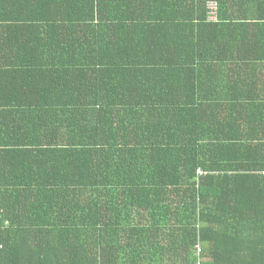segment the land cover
Instances as JSON below:
<instances>
[{"label": "trees", "instance_id": "obj_1", "mask_svg": "<svg viewBox=\"0 0 264 264\" xmlns=\"http://www.w3.org/2000/svg\"><path fill=\"white\" fill-rule=\"evenodd\" d=\"M0 215V264H264V0H0Z\"/></svg>", "mask_w": 264, "mask_h": 264}, {"label": "rangeland", "instance_id": "obj_2", "mask_svg": "<svg viewBox=\"0 0 264 264\" xmlns=\"http://www.w3.org/2000/svg\"><path fill=\"white\" fill-rule=\"evenodd\" d=\"M210 10L214 12V6H210ZM211 18H213V14H211Z\"/></svg>", "mask_w": 264, "mask_h": 264}, {"label": "built area", "instance_id": "obj_3", "mask_svg": "<svg viewBox=\"0 0 264 264\" xmlns=\"http://www.w3.org/2000/svg\"><path fill=\"white\" fill-rule=\"evenodd\" d=\"M0 221H1V215H0ZM0 247H1V245H0ZM200 252V249H199V247L197 248V253H199Z\"/></svg>", "mask_w": 264, "mask_h": 264}]
</instances>
